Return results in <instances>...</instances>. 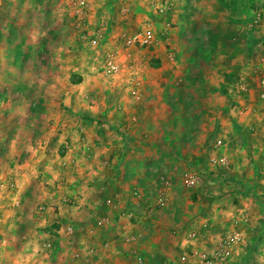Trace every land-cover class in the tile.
Instances as JSON below:
<instances>
[{"label":"rangeland","instance_id":"rangeland-1","mask_svg":"<svg viewBox=\"0 0 264 264\" xmlns=\"http://www.w3.org/2000/svg\"><path fill=\"white\" fill-rule=\"evenodd\" d=\"M149 1L143 0L138 9L128 0L118 2L119 19L134 12L139 22L110 44L104 40L93 46L79 38L73 0H0V237L7 240L0 264H47L52 256L58 259L55 264L76 259L57 246L80 238L74 233L78 227L91 221L135 226V215L155 205L165 182L162 175L145 170L149 181L136 184L130 182V169L123 167L125 161L130 164V155L151 158V144H143V124L148 130L161 126L158 118L147 122L140 115L144 91L153 98L187 96L197 108L228 104L233 109L241 98L235 87L251 76L252 64L264 50L261 31L248 27L257 0H170L177 7L167 16L166 38L158 34L156 46L131 54L119 74H103L104 56L121 52L122 36L163 19L149 10ZM85 2L88 13L92 0ZM169 51L173 61L167 58ZM135 65L136 73L131 72ZM136 77L153 83L136 91L131 87ZM80 130H102V145L116 138L123 148L119 158L99 159L97 177L75 172L67 157L68 134L79 135ZM187 171L206 177L213 173L183 170L174 179L183 191L190 190L184 185ZM217 171L216 178L224 179ZM106 174L115 178L112 184L101 183ZM94 178L97 184H89ZM51 197L59 201L50 205ZM83 197L98 205L88 211L78 199ZM104 198L117 208L100 207ZM68 225L74 229L71 235L64 232Z\"/></svg>","mask_w":264,"mask_h":264},{"label":"crops","instance_id":"crops-1","mask_svg":"<svg viewBox=\"0 0 264 264\" xmlns=\"http://www.w3.org/2000/svg\"><path fill=\"white\" fill-rule=\"evenodd\" d=\"M120 1L92 0L88 7L86 28L88 32H94L102 27L105 44H110L119 33L127 28L133 29L139 22L138 15H132L134 12L126 13L122 20L119 19L115 9ZM128 1L129 6L138 9L143 0ZM153 1L148 2L150 11ZM126 6L129 7L128 4ZM173 7H177L176 4ZM177 16L179 19V14ZM162 21L164 18L160 23L156 22V30H159ZM137 71V65L133 66L131 72ZM244 77L241 81L246 85V92L236 101L238 105L233 109L228 104L220 108H197L187 96L175 99L164 94L153 98L144 91L153 83L152 80L136 77L131 87L136 91L143 88L141 117H145L147 122L158 118L161 126L148 130L143 124V144H151L148 147V157L151 158L146 160L143 157L141 160L130 155V164L125 161L123 167L130 169L132 183H147L145 170H157L165 182L159 189L155 205H146L143 215H135L138 218L135 226L123 228L110 221L108 224L93 225L91 221L75 232L71 226H66V235L74 232L80 238L57 246L60 250H70L76 257L62 259V264H199L203 256L212 253L218 242L235 232L240 235V242L233 247L226 264H264V102L258 99V89L252 77ZM220 81L229 86L223 78ZM174 106L179 109H174ZM134 130L132 128V132ZM101 132L80 130L79 135L68 134L71 138L66 146L67 157L74 162L75 172L83 171L86 175L97 177L101 169L100 158L120 157L123 148L118 139H112V144L105 142L107 145H102ZM79 137L78 142L72 140ZM130 152L135 154L133 150ZM221 157L228 161L227 168L211 163L213 158ZM189 169L213 173L206 177L193 172L201 175L202 184L183 191L175 185L174 179L181 176L183 170ZM219 169L223 173L222 180L214 174ZM114 179L106 174L101 183L112 184ZM71 180L69 183H72ZM97 181L94 178L88 183L97 184ZM56 199L51 197V203L59 201ZM78 199L87 205L88 211L98 205L96 202L94 206L88 198ZM99 204L100 207L114 206L111 199L106 198ZM136 205L142 204L137 202ZM115 215L120 216L119 213ZM191 233L195 234L192 239L189 238ZM57 261L52 256L47 264Z\"/></svg>","mask_w":264,"mask_h":264},{"label":"built area","instance_id":"built-area-1","mask_svg":"<svg viewBox=\"0 0 264 264\" xmlns=\"http://www.w3.org/2000/svg\"><path fill=\"white\" fill-rule=\"evenodd\" d=\"M76 7L75 10V27L78 29L79 38L81 40H87L93 46L102 43L105 40L104 30L102 27L95 30V32L90 35L86 28L87 20V3L85 0H73ZM258 6L255 9L253 16L248 24L250 29L260 30L261 39L264 43V0H257ZM151 11L157 20L164 18L160 30L155 29V25L151 22L147 23L141 29L135 31L130 35H124L120 41L121 52H107L103 59L102 72L104 75H117L119 74L131 54H135L140 50H147L158 44L157 36L158 34L166 38L169 32V22L166 21L167 16L172 10V2L170 0H154L151 5ZM167 58L169 61L174 60V54L172 51L167 53ZM138 62H136L137 64ZM251 77L257 86L258 92L257 96L261 102H264V50L257 56L251 67ZM246 85L244 82H239L235 87V93L242 95L246 92ZM136 100L138 96H135ZM211 163L220 167L227 168L228 161L226 158H213ZM9 186L12 187L13 183L8 182ZM202 184V177L198 173H189L184 177V185L188 188H195ZM52 203L50 202V205ZM40 211L46 209L45 205L40 206ZM246 221V218L242 219ZM195 237L194 233L189 234V238ZM7 240L1 236L0 237V255L2 254L3 248L6 245ZM240 242V235L238 233H233L229 236L223 238L218 242L216 248L211 254L205 255L201 258L199 264H226L229 255L233 247Z\"/></svg>","mask_w":264,"mask_h":264}]
</instances>
